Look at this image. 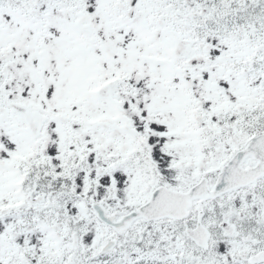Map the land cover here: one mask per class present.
Segmentation results:
<instances>
[{
    "label": "snow or ice",
    "instance_id": "snow-or-ice-1",
    "mask_svg": "<svg viewBox=\"0 0 264 264\" xmlns=\"http://www.w3.org/2000/svg\"><path fill=\"white\" fill-rule=\"evenodd\" d=\"M0 264H264V0H0Z\"/></svg>",
    "mask_w": 264,
    "mask_h": 264
}]
</instances>
